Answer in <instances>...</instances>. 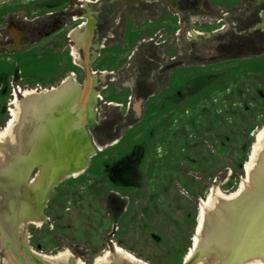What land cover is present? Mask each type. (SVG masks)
Returning <instances> with one entry per match:
<instances>
[{
	"label": "rangeland",
	"instance_id": "1",
	"mask_svg": "<svg viewBox=\"0 0 264 264\" xmlns=\"http://www.w3.org/2000/svg\"><path fill=\"white\" fill-rule=\"evenodd\" d=\"M87 80V125L60 134L58 123L78 121L72 102ZM26 89L53 91L35 115ZM12 111L0 203L19 219H0V264H39L19 221L47 255L93 264L117 244L148 264H183L200 200L248 180L264 126V0H0V132ZM88 142L86 165L49 187L51 158L72 162ZM261 170L264 147L249 170L257 194L211 204L218 229L252 215L251 235L232 244L246 255L264 254Z\"/></svg>",
	"mask_w": 264,
	"mask_h": 264
},
{
	"label": "bare ground",
	"instance_id": "2",
	"mask_svg": "<svg viewBox=\"0 0 264 264\" xmlns=\"http://www.w3.org/2000/svg\"><path fill=\"white\" fill-rule=\"evenodd\" d=\"M11 37L13 39L14 46H17L20 44V38L17 34L12 33ZM20 93L22 94V97L25 98L29 105V114L35 115L39 109L42 103H44L50 95L53 93L51 90H35V89H26L21 90ZM90 94V84L84 92L76 93L74 96V100L72 104L80 103V107H78V113L77 118L78 121H71L69 123H58L56 126V130L63 133V135L68 132L72 127H80L85 128L87 125L86 121V102L88 100ZM18 103L17 98L12 102V105H16ZM72 105V109H73ZM14 126V112L11 113V118L7 122L4 129L0 132V142L5 139L8 132L11 130V128ZM73 144V143H72ZM264 147V126L258 130L255 136V142L253 144V149L250 155V161L246 165V171L248 174V180L243 181L240 187L233 193L229 195H225L220 191H215L212 189L210 191V194L208 195L207 200H200L199 203V214L197 219V226L195 229V232L192 236V244L188 251V253L185 255L183 263L184 264H219L220 259L217 258L214 260V262H208L206 259L200 258V259H193L194 257H198L196 255V246L200 244V242L203 244H207L209 241V238L212 237L216 240V242L221 246V248H224V252H228L229 250H233L235 253L238 248L241 247V245H232L233 242L237 239V237L240 234L245 233L246 237H249L251 235L250 226H251V214H248L247 209L242 211L240 215L237 217H240L244 212V218L236 222V224H231L229 226H223L222 228L218 229L216 225V216L214 213L211 212V204L213 203V196L217 194L219 197L224 199L225 201H231L236 200L237 198L241 197L243 193H248V197H253L257 194L256 191V182L257 180L255 178H252L249 175L250 167L255 163L257 152L260 148ZM93 145L91 143H86L85 145V155L79 156L74 158V161L67 162L61 156L58 155L51 158V168H50V184L54 182L60 181L65 174H68V176L72 177L76 175V169L79 167H84L87 163V157L93 153ZM30 169L29 162H24L17 164V173L19 178L24 177V175L28 172ZM74 169V170H73ZM67 170V173H64L63 171ZM261 174L264 175V171L261 170ZM1 181V179H0ZM47 193L48 188L45 191L37 192L36 198L38 205L43 206L47 199ZM17 207L14 205H10L9 203L2 204L0 203V219L4 220L7 219V223L10 224L15 221V219H19V215L17 213ZM264 215V210L261 212ZM260 213V214H261ZM210 215L212 220L211 222H208L206 220V216ZM240 219V218H237ZM17 232L20 234H23V244L25 247V251L27 253V256L31 259H33L36 263H51V264H84V262L76 257H74L69 251L65 250L62 252L57 253L56 255H47L44 253H40L35 251L32 246L30 245L29 241L26 239L28 238V234L24 232L25 230V224L22 221H19L17 223ZM206 230V232H205ZM10 234V229H8V232ZM205 233V234H204ZM10 245V244H9ZM231 250V251H232ZM238 253V251H237ZM230 254V253H229ZM27 257V258H28ZM201 257V256H200ZM243 260L238 261L237 264H264V254H262L259 251L252 252L251 255H243ZM117 261L122 262H128L130 264H148L147 262L136 258L134 255L129 253L127 250L122 248L121 246L117 244H113V246L110 249H107L104 251V253L101 256H98L94 259L93 264H112Z\"/></svg>",
	"mask_w": 264,
	"mask_h": 264
},
{
	"label": "water",
	"instance_id": "3",
	"mask_svg": "<svg viewBox=\"0 0 264 264\" xmlns=\"http://www.w3.org/2000/svg\"><path fill=\"white\" fill-rule=\"evenodd\" d=\"M89 86V80L86 81L83 89L80 92H84L86 87ZM206 232V230H205ZM205 234V233H204ZM196 255L201 256V258L206 259L208 262H214L217 258L220 259L219 264H237L238 261L243 260V255L244 252L242 248H238V253L237 251L233 253L234 251L229 250L228 252H224V248L222 249L221 246L216 242V240L212 237L209 238V241L207 244H203L200 242L196 246ZM230 253V254H229ZM195 259V257L193 258ZM40 264H47L44 262H41ZM51 264V263H48ZM112 264H130L128 262H122V261H117ZM184 264V263H183Z\"/></svg>",
	"mask_w": 264,
	"mask_h": 264
}]
</instances>
